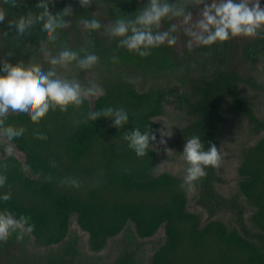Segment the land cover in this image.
I'll use <instances>...</instances> for the list:
<instances>
[{
    "label": "trees",
    "instance_id": "trees-1",
    "mask_svg": "<svg viewBox=\"0 0 264 264\" xmlns=\"http://www.w3.org/2000/svg\"><path fill=\"white\" fill-rule=\"evenodd\" d=\"M147 3L91 0L83 6L79 0H55L54 6L48 4L52 16L62 14L65 8L70 11L58 17L64 26L55 30V39H49L43 35L49 21L36 0H0V11L4 13L0 60L27 72L39 47L50 41L60 51L77 53V60L72 62L79 68L80 80L88 81L87 77L95 73L103 86L93 103L86 98L82 104H69L65 110L50 108L38 123L9 117L6 130L24 133L23 142L16 148L25 160L0 156V176L6 179L0 189V214L11 213L17 219L21 215L29 217L34 225L29 233L38 244L59 245L57 252L48 255L50 264H73L79 254L76 243L66 240L73 215L88 233L89 246L95 252L105 249L110 239L132 223L135 234L142 239L153 237L164 227L165 241L154 251L151 264H264V137L242 150L239 166L240 192L254 208L251 225L247 226L245 207L234 198L221 197L216 190L217 167H208L207 175L195 181L198 201L210 217L231 211L239 228L230 227L222 219L204 223L200 214L190 211L189 186L181 187L180 175L156 174L158 156L153 146L160 136L156 119L164 115L167 102L190 118L178 129L180 145L196 135L205 148L215 143L220 152L228 122V99L238 114L247 117L253 130H264V119L256 113L255 103L241 84L262 86L241 75L236 62L239 57L257 64L264 58V33L238 43L231 38L211 46L194 45L192 50L187 46L178 50L177 43L171 47L165 44L141 57L122 46V37L111 35L108 29L117 19H134ZM99 6L104 7L107 22L96 15ZM189 7L197 12L195 5ZM21 18L28 25L24 34L16 28ZM42 19L43 25L39 23ZM91 19L98 20L100 28H85L84 21ZM177 19L181 18L162 21L161 27L168 30ZM88 54L97 55L98 60L91 67L81 68L78 60ZM161 77L169 81L161 84ZM138 80L151 85L140 88ZM109 107L124 108L128 121L116 126L113 117L101 114L95 120L90 118V113H102ZM137 128L156 136L142 157L126 139ZM73 181L78 186L72 185ZM3 196H10V200L5 203ZM16 238L13 232L0 242V252H8ZM132 243L129 237L122 253L109 264H135Z\"/></svg>",
    "mask_w": 264,
    "mask_h": 264
},
{
    "label": "clouds",
    "instance_id": "clouds-1",
    "mask_svg": "<svg viewBox=\"0 0 264 264\" xmlns=\"http://www.w3.org/2000/svg\"><path fill=\"white\" fill-rule=\"evenodd\" d=\"M91 0H79L83 6L90 4ZM39 10L49 21L43 35L49 39H55L53 33L59 27L64 26L58 17L68 15L70 9L65 8L63 13L56 17L48 11V4L54 6L55 0H36ZM189 5L197 7V19L193 21V12ZM173 18H182L181 23L187 25L183 29L184 34L190 39L186 46L192 50L194 44L199 46H211L216 42H225L238 36L254 37L264 33V5L262 0H148L134 19H117L108 29L111 35L122 37L119 43L129 51L137 53L141 57L150 55L151 49L159 48L167 44L171 47L177 43V25L170 24L168 30L161 31L162 21H171ZM4 20V13L0 11V21ZM41 25L44 20H40ZM85 28L98 29L100 22L96 19L85 20ZM17 31L24 34L28 25L21 18L16 22ZM77 60V53L64 49L58 57H51V65H64ZM98 60L97 55L88 54L78 60L81 68H88ZM89 95H97V89L90 87L82 89L77 81H69L57 76L54 69L48 71L25 72L14 66L7 60H0V148L3 154L13 157L16 146L23 142L24 133H16L7 129L9 117L13 119H30L38 123L49 112L50 108L59 107L65 110L69 104L80 105ZM103 114L113 117V123L121 126L128 121V113L124 108L113 110L109 107L101 112L90 113V118L95 120ZM161 137L171 135L170 132L158 130ZM126 139L129 147L137 156L146 155L150 147V140H155V133L133 130ZM165 141L161 139V143ZM183 159L187 164L183 183L192 186L193 182L207 175L208 167H217L221 161V154L215 143L205 148L200 136L193 135L187 139L183 146ZM6 179L0 176V189L4 188ZM78 186V182L71 183ZM6 203L10 196H3ZM29 217L21 215L18 219L11 213L0 214V242L6 241L13 232H31L34 225L29 223Z\"/></svg>",
    "mask_w": 264,
    "mask_h": 264
},
{
    "label": "rangeland",
    "instance_id": "rangeland-1",
    "mask_svg": "<svg viewBox=\"0 0 264 264\" xmlns=\"http://www.w3.org/2000/svg\"><path fill=\"white\" fill-rule=\"evenodd\" d=\"M262 5H264V0H262ZM95 13L102 21L107 22L108 19L104 7L99 6ZM196 13H193V21L198 18ZM181 19H177L174 23L177 25L175 35L178 37L176 44L178 50L183 49L186 46L187 40L190 39L183 32V29L187 25H183ZM3 23L0 21V26ZM67 24L72 26V23L68 22ZM159 30L164 31L165 28L161 27ZM234 38L238 43L248 37L238 36ZM60 52L55 44H52L50 41L45 42L39 47L37 51L38 55L31 58L27 72L32 70L44 72L49 69H54L60 78L79 82L82 89L94 87L97 89V95H89L87 97L93 103L96 97L103 92L101 77L92 73L87 77L88 81L80 80L78 78L79 68L72 61L66 66L51 65L49 62L50 58L58 57ZM236 62L241 75L251 77L252 80L262 86L260 88H253L245 82L241 84L244 93L249 95L255 103L256 113L264 119V58L257 64L246 62L239 57ZM168 81V78L161 77L158 82L166 84ZM137 84L140 88L145 87V89H148L151 82L141 84L140 80H138ZM225 108H227L226 114L228 122L222 134L220 152L223 158L217 166L218 181L216 190L221 197L234 198L245 207V220L247 226H249L252 223L251 216L254 208L249 205L240 192L239 183L241 177L239 175V166L242 161V150L250 145H254L264 137V130H253L247 117L236 112L231 99L227 100ZM189 119L187 113L184 110L176 108L172 102L166 103L164 115L156 119L160 124V130L171 133V135L161 137L160 132L158 142L153 145L158 156L156 174L170 172L182 177L185 175L187 164L182 154L184 144L180 145L178 143V129L186 125ZM161 139L165 142L161 143ZM185 140L187 141V139ZM3 155V151L0 148V156ZM13 156H16L22 161L25 160L23 152L18 148H16ZM188 193L189 210L200 214L204 223L208 220L222 219L230 227L239 228L231 211H223L210 217L208 209L198 201L199 191L195 182H193L191 187L189 186ZM14 233L17 234L16 241L13 245L8 246V252H0V264H50L48 255L60 249L59 245L46 247L38 244L34 236L29 232L19 233L18 230ZM129 237L133 241L132 249L134 248L136 252L135 264H151L154 251L165 241V230L164 227H161L153 237L142 239L135 234L134 225L130 223L127 230L109 240L105 249L100 252H95L89 246L88 233L79 226L76 216L73 215L69 235L66 240L74 241L79 249V254L73 264H109L122 253L125 242Z\"/></svg>",
    "mask_w": 264,
    "mask_h": 264
}]
</instances>
